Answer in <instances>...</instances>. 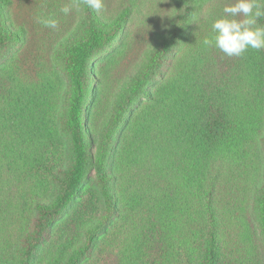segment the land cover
<instances>
[{"label":"trees","instance_id":"obj_1","mask_svg":"<svg viewBox=\"0 0 264 264\" xmlns=\"http://www.w3.org/2000/svg\"><path fill=\"white\" fill-rule=\"evenodd\" d=\"M10 2L0 0V80L21 90L26 28L9 21ZM79 2L81 17L45 52L65 75L53 123L64 140L50 138L31 187L36 221L0 264H264V48L230 57L204 45L227 14L212 4L191 32L196 5L157 34L103 108L93 70L131 11L108 18ZM176 146L182 168L167 155Z\"/></svg>","mask_w":264,"mask_h":264},{"label":"rangeland","instance_id":"obj_2","mask_svg":"<svg viewBox=\"0 0 264 264\" xmlns=\"http://www.w3.org/2000/svg\"><path fill=\"white\" fill-rule=\"evenodd\" d=\"M10 1L8 19L11 23L26 28V42L20 49L17 61L18 83L22 89L17 86L12 89L5 85V81L2 83L0 80V257L3 258L17 254L25 232L31 230L36 221L33 214L30 215L31 187L35 181L36 166L49 158V146L52 143L50 138L56 144L64 140L59 127L56 125L54 128L53 123L59 113V97L65 87V75L50 63L49 54L45 52L62 30L70 22L77 21L82 14L79 0ZM236 2L237 0H102L103 8L100 12L108 18L121 15L126 9L131 11L124 34L100 57V69L93 70L97 76L96 85H100V97L106 96L103 108L109 105L115 90L139 69L155 44L157 34L168 30L177 15L187 9L195 13L197 5L200 11L195 18L196 27L191 28V32H195L203 18L205 20L210 14L212 4L226 7ZM205 3L206 6L203 7ZM255 3L259 6L260 0H255ZM64 7L69 8L67 14L61 11ZM38 18L55 19L57 26L45 27ZM227 18L244 19L242 14ZM209 61L210 58L205 57L200 62V75L210 66ZM92 93L94 91L90 88L89 95L92 96ZM17 96H22V100L18 101ZM59 147L64 151L63 145L60 144ZM176 148L177 151H168L167 155L172 157L173 154L174 158L180 160L176 163L182 168L183 154L177 146ZM59 237L57 231V235L49 237L48 241L57 243ZM259 252L263 253L261 244ZM43 264H46L45 260Z\"/></svg>","mask_w":264,"mask_h":264},{"label":"clouds","instance_id":"obj_3","mask_svg":"<svg viewBox=\"0 0 264 264\" xmlns=\"http://www.w3.org/2000/svg\"><path fill=\"white\" fill-rule=\"evenodd\" d=\"M83 2L96 11L103 8L102 0H83ZM61 11L67 14L69 8L64 7ZM223 11L227 16L213 22L212 30L215 35L212 39L206 38L203 41L204 45L215 47L230 57L240 56L248 48H264V27H254L257 20L264 16V9H261L255 0H237L234 5L224 7ZM241 14L244 17L242 20L227 18ZM38 21L45 27L57 26L55 19L38 18Z\"/></svg>","mask_w":264,"mask_h":264}]
</instances>
